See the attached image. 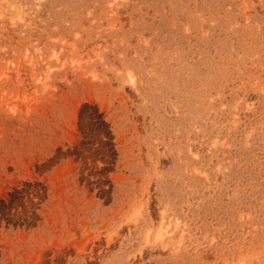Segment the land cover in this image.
<instances>
[{
    "label": "rangeland",
    "instance_id": "374dc122",
    "mask_svg": "<svg viewBox=\"0 0 264 264\" xmlns=\"http://www.w3.org/2000/svg\"><path fill=\"white\" fill-rule=\"evenodd\" d=\"M0 264H264V0H0Z\"/></svg>",
    "mask_w": 264,
    "mask_h": 264
}]
</instances>
